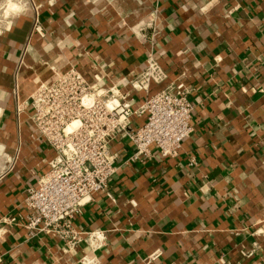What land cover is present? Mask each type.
<instances>
[{"label":"crops","instance_id":"0c3cea01","mask_svg":"<svg viewBox=\"0 0 264 264\" xmlns=\"http://www.w3.org/2000/svg\"><path fill=\"white\" fill-rule=\"evenodd\" d=\"M31 1L0 25V264H264V0ZM148 56L165 77L134 90ZM69 67L133 106L164 89L192 104L173 156L132 159L127 136L109 140L115 170L70 243L22 226L53 156L28 99Z\"/></svg>","mask_w":264,"mask_h":264},{"label":"built area","instance_id":"2783aa9c","mask_svg":"<svg viewBox=\"0 0 264 264\" xmlns=\"http://www.w3.org/2000/svg\"><path fill=\"white\" fill-rule=\"evenodd\" d=\"M9 1L0 0L2 26L15 13L5 10ZM12 1L19 8L32 4L31 0ZM164 77L162 68L148 56L144 68L127 83L134 90L146 91L150 82L158 83ZM28 104L33 129L53 150L45 171L34 186L26 189L23 198L22 226L29 237L46 232L69 243L77 240L80 232L70 219L93 193L105 190L107 179L115 170L114 156L107 149L115 134L128 137L134 148L131 158L137 159L148 153L149 146L160 156L175 155L192 129V104L183 93L159 90L133 106L116 89L104 90L95 83L88 84L73 67L56 74L48 83L38 84ZM142 114L144 122L129 129V117ZM71 121L77 124L69 128ZM188 163L193 164L194 159ZM88 261L83 259L81 264Z\"/></svg>","mask_w":264,"mask_h":264},{"label":"rangeland","instance_id":"374dc122","mask_svg":"<svg viewBox=\"0 0 264 264\" xmlns=\"http://www.w3.org/2000/svg\"><path fill=\"white\" fill-rule=\"evenodd\" d=\"M4 7V6H3ZM2 7V8H3ZM18 8H19V6L16 4V3H14L12 0L11 1H9V3H7V5H6V7H5V10L6 11H13V10H15V12H16V10H18ZM8 19V18H7Z\"/></svg>","mask_w":264,"mask_h":264},{"label":"bare ground","instance_id":"6f19581e","mask_svg":"<svg viewBox=\"0 0 264 264\" xmlns=\"http://www.w3.org/2000/svg\"><path fill=\"white\" fill-rule=\"evenodd\" d=\"M76 124H77V121H71L70 124H69V128L74 127Z\"/></svg>","mask_w":264,"mask_h":264}]
</instances>
